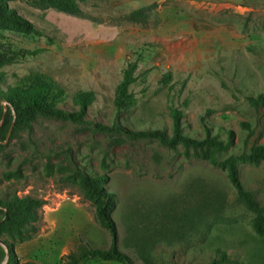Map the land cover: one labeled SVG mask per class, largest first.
<instances>
[{"label": "rangeland", "instance_id": "rangeland-1", "mask_svg": "<svg viewBox=\"0 0 264 264\" xmlns=\"http://www.w3.org/2000/svg\"><path fill=\"white\" fill-rule=\"evenodd\" d=\"M8 5L36 31L0 30L1 90L44 81L65 91L67 110L77 109L79 94L95 99L82 122L40 116L13 130L7 144L0 139V202L15 195L42 201L22 233L0 234L1 264H123L90 255L108 251L113 236L96 221L78 170L107 178L105 188L117 196L111 215L119 248L131 264H211L219 251L226 264H264V236L224 168L233 159L264 207V161L240 158L264 144V107L248 102L264 92V0H90L83 16L24 0ZM144 7L148 24L128 21ZM127 74L130 104L119 111ZM174 111L186 135L210 132L228 149L163 146L99 129L172 136ZM204 196L223 203L198 225L194 209Z\"/></svg>", "mask_w": 264, "mask_h": 264}, {"label": "trees", "instance_id": "trees-1", "mask_svg": "<svg viewBox=\"0 0 264 264\" xmlns=\"http://www.w3.org/2000/svg\"><path fill=\"white\" fill-rule=\"evenodd\" d=\"M13 0H0V30L13 29L22 33H34L35 26L23 18L8 3ZM29 4L41 9L53 8L65 14L74 16H83L82 4L90 0H24ZM150 11L147 7L132 12L127 19L131 23L146 25L150 21ZM2 76H0V139L6 141L11 127L14 125V131L17 132L29 127L31 122L38 117L61 119L64 121L82 122L87 114L88 107L94 102L92 92L77 95L73 103L77 109L67 110L61 107L68 100L64 90L55 89L52 85L37 81L28 89H14L8 93L1 90ZM132 82L130 74H127L124 82L118 90L116 106L119 111L130 104L129 87ZM250 107L255 111H260L264 107V92L248 97ZM6 103L7 105H4ZM174 130L173 135L160 129L150 130H127L120 126H99V129L108 132H123L130 139L134 140H158L163 146L183 145L188 148H213L216 152L222 153L228 149L229 142L222 141L218 135H212L210 132L205 138L199 139L186 135L181 126V114L178 111L173 112ZM246 129H251L248 124H243ZM253 130H251V134ZM240 158L251 163L264 161V144L255 147L250 153H243ZM224 168L227 170V178L237 193L239 202L254 215L253 229L255 233L264 236V207L260 205L256 197L248 191L242 183L238 167L233 159H227L224 162ZM81 174V187L85 190L86 196L96 204V221L113 236L111 248L108 251L96 250L90 252L94 258L103 261H115L123 264H131V259L119 248V239L117 226L112 218V211L117 204L115 193L105 188L107 178L105 176L92 177L90 174L78 170ZM217 202H222L220 197L216 196ZM216 201L213 202L208 196H204L203 201L194 209L196 223L200 225L203 218L208 217L209 209L216 213L220 206ZM0 207L4 210L5 216L0 219L1 233H22L23 228L29 220L37 217V210L42 207V201L30 197H18L17 195L0 202ZM219 207V208H218ZM193 212V213H194ZM205 223V222H204ZM7 254L0 246V264L5 261ZM229 260L225 252L219 251V258L211 264H226ZM10 263L20 264L18 261L10 258Z\"/></svg>", "mask_w": 264, "mask_h": 264}, {"label": "water", "instance_id": "water-1", "mask_svg": "<svg viewBox=\"0 0 264 264\" xmlns=\"http://www.w3.org/2000/svg\"><path fill=\"white\" fill-rule=\"evenodd\" d=\"M14 125H15V122L13 123V126L11 127L10 132H9L7 139H6L4 144H7V142L10 140V137H11L13 129H14ZM0 126H2V123H0ZM7 253H8V251H7Z\"/></svg>", "mask_w": 264, "mask_h": 264}]
</instances>
